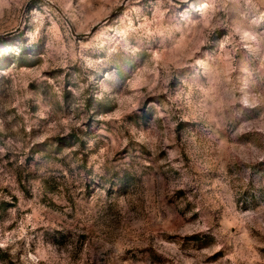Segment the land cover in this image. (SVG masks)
<instances>
[{
	"label": "rangeland",
	"instance_id": "rangeland-1",
	"mask_svg": "<svg viewBox=\"0 0 264 264\" xmlns=\"http://www.w3.org/2000/svg\"><path fill=\"white\" fill-rule=\"evenodd\" d=\"M0 264H264V0H0Z\"/></svg>",
	"mask_w": 264,
	"mask_h": 264
},
{
	"label": "water",
	"instance_id": "water-1",
	"mask_svg": "<svg viewBox=\"0 0 264 264\" xmlns=\"http://www.w3.org/2000/svg\"><path fill=\"white\" fill-rule=\"evenodd\" d=\"M57 8V7H56ZM99 25H96L95 27H94V30L98 27Z\"/></svg>",
	"mask_w": 264,
	"mask_h": 264
}]
</instances>
